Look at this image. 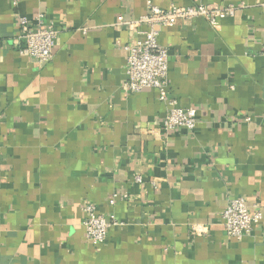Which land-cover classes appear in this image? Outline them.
I'll return each instance as SVG.
<instances>
[{
	"label": "crops",
	"instance_id": "1",
	"mask_svg": "<svg viewBox=\"0 0 264 264\" xmlns=\"http://www.w3.org/2000/svg\"><path fill=\"white\" fill-rule=\"evenodd\" d=\"M147 1L0 0V264H264V0H150L235 7L160 32L194 132L164 128L157 89L124 87ZM39 13L58 31L47 65L20 52ZM240 197L262 217L236 240L222 213ZM88 203L119 221L103 244Z\"/></svg>",
	"mask_w": 264,
	"mask_h": 264
},
{
	"label": "built area",
	"instance_id": "2",
	"mask_svg": "<svg viewBox=\"0 0 264 264\" xmlns=\"http://www.w3.org/2000/svg\"><path fill=\"white\" fill-rule=\"evenodd\" d=\"M17 6L20 0H11ZM235 13V7H212L198 4L192 6L172 5L164 9L147 1V11L141 18L146 25L142 36L133 44L127 45V80L124 83L126 91L131 94L139 93L144 89L153 88L159 92L161 101L167 104V112L163 120L166 130L182 129L194 132L197 128L198 109L194 106L182 107L178 100L171 98L168 93L169 49L159 42L163 27H172L179 19L188 21L194 18H204L216 27L220 21ZM20 38L24 41L21 54L27 56L41 65L49 64L54 57L53 49L58 36L55 21H47L44 13L33 18L20 16ZM264 56V51H263ZM250 121V117L245 118ZM136 181L141 177L136 176ZM127 194L114 192L109 203L114 205L117 200H124ZM86 218L84 226L88 238L96 245L103 244L108 237L109 230L119 224L116 219L98 212L97 206L88 203L84 207ZM259 210H252L251 205L243 197L230 199L222 213V221L227 235L241 240L249 234L261 220Z\"/></svg>",
	"mask_w": 264,
	"mask_h": 264
}]
</instances>
